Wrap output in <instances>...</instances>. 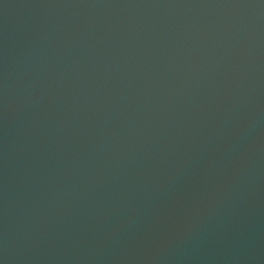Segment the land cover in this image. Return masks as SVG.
<instances>
[{
  "label": "water",
  "instance_id": "water-1",
  "mask_svg": "<svg viewBox=\"0 0 264 264\" xmlns=\"http://www.w3.org/2000/svg\"><path fill=\"white\" fill-rule=\"evenodd\" d=\"M0 264H264V0H0Z\"/></svg>",
  "mask_w": 264,
  "mask_h": 264
}]
</instances>
